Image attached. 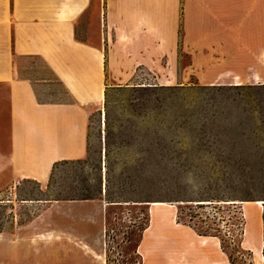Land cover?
I'll use <instances>...</instances> for the list:
<instances>
[{
	"label": "rangeland",
	"instance_id": "rangeland-1",
	"mask_svg": "<svg viewBox=\"0 0 264 264\" xmlns=\"http://www.w3.org/2000/svg\"><path fill=\"white\" fill-rule=\"evenodd\" d=\"M14 64L19 79L40 84L42 99L90 117L80 161L20 178L8 162L9 89L0 86V264H264L261 85L205 86L180 68L171 83L162 72L105 67L101 89L79 72L81 104L40 56ZM143 84L158 88H131ZM58 193L93 198L42 200Z\"/></svg>",
	"mask_w": 264,
	"mask_h": 264
},
{
	"label": "crops",
	"instance_id": "crops-1",
	"mask_svg": "<svg viewBox=\"0 0 264 264\" xmlns=\"http://www.w3.org/2000/svg\"><path fill=\"white\" fill-rule=\"evenodd\" d=\"M78 51L86 52L85 65ZM31 54L81 104L79 72L101 89L105 67L131 76L140 68L162 72L171 83L180 68L183 79L205 86L264 85V0H0L8 162L20 178L29 176L25 169L83 158L88 141V111L42 99L37 81L18 78L15 58Z\"/></svg>",
	"mask_w": 264,
	"mask_h": 264
},
{
	"label": "trees",
	"instance_id": "trees-1",
	"mask_svg": "<svg viewBox=\"0 0 264 264\" xmlns=\"http://www.w3.org/2000/svg\"><path fill=\"white\" fill-rule=\"evenodd\" d=\"M237 89H247L246 87L244 86H235ZM259 87H262L264 88V85H261ZM134 91H138V92H141L142 94L143 93H151L154 89L153 88H158V87H152L150 85H135L133 87H131ZM248 89H251L250 87ZM158 139L159 141L157 142V146L158 148L156 149L157 150V153H161L163 152V148H164V143L160 137V135H158ZM88 138V137H87ZM81 159H78V160H61V161H58L56 163H54L53 165V171L54 169H56L57 166L59 165H71V164H74L78 161H80ZM51 188V185L49 183L48 185V190H50ZM50 199H42V200H46V201H73V200H77V199H81V200H90L92 199V195L91 193H83L81 194V197L80 198H76L75 196L73 195H62L61 193L59 194H50Z\"/></svg>",
	"mask_w": 264,
	"mask_h": 264
},
{
	"label": "bare ground",
	"instance_id": "bare-ground-1",
	"mask_svg": "<svg viewBox=\"0 0 264 264\" xmlns=\"http://www.w3.org/2000/svg\"><path fill=\"white\" fill-rule=\"evenodd\" d=\"M20 110H21V112H26V111H28L27 110V108H26V106H21V108H20ZM160 203H154L153 205H159ZM259 208H260V206H258Z\"/></svg>",
	"mask_w": 264,
	"mask_h": 264
}]
</instances>
